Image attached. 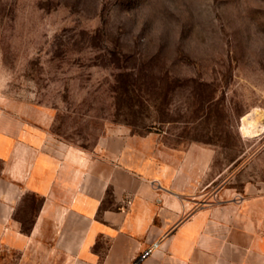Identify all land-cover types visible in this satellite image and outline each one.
<instances>
[{
  "label": "rangeland",
  "instance_id": "obj_1",
  "mask_svg": "<svg viewBox=\"0 0 264 264\" xmlns=\"http://www.w3.org/2000/svg\"><path fill=\"white\" fill-rule=\"evenodd\" d=\"M0 113L104 157L133 134L156 164L204 146L196 192L241 193L264 181V0H0Z\"/></svg>",
  "mask_w": 264,
  "mask_h": 264
},
{
  "label": "crops",
  "instance_id": "obj_2",
  "mask_svg": "<svg viewBox=\"0 0 264 264\" xmlns=\"http://www.w3.org/2000/svg\"><path fill=\"white\" fill-rule=\"evenodd\" d=\"M158 148L157 134H133L117 154L94 155L0 113V259L264 264V181L198 194L211 182L212 150L192 145L180 160L156 164ZM30 199L38 204L25 228L20 213Z\"/></svg>",
  "mask_w": 264,
  "mask_h": 264
},
{
  "label": "bare ground",
  "instance_id": "obj_3",
  "mask_svg": "<svg viewBox=\"0 0 264 264\" xmlns=\"http://www.w3.org/2000/svg\"><path fill=\"white\" fill-rule=\"evenodd\" d=\"M257 111V110H256ZM256 111H253L243 117L242 130L249 135L259 133L258 121L255 118ZM264 127V125H263ZM261 129V128H260Z\"/></svg>",
  "mask_w": 264,
  "mask_h": 264
},
{
  "label": "built area",
  "instance_id": "obj_4",
  "mask_svg": "<svg viewBox=\"0 0 264 264\" xmlns=\"http://www.w3.org/2000/svg\"><path fill=\"white\" fill-rule=\"evenodd\" d=\"M151 251H152V248L147 249L146 251H144V252L142 253L140 259H144V258H146V257L150 254Z\"/></svg>",
  "mask_w": 264,
  "mask_h": 264
}]
</instances>
